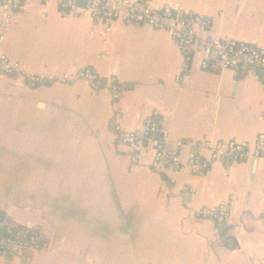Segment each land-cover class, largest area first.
Masks as SVG:
<instances>
[{
	"label": "crops",
	"instance_id": "crops-1",
	"mask_svg": "<svg viewBox=\"0 0 264 264\" xmlns=\"http://www.w3.org/2000/svg\"><path fill=\"white\" fill-rule=\"evenodd\" d=\"M150 2L210 20L203 37L264 51V0ZM88 3L29 0L2 30L0 0V54L48 80L31 84L0 63V212L47 244L0 255V264H264V162L187 166L191 153L209 155L207 142L254 146L264 133V72L204 69L202 54L193 48L187 60L167 30L119 19L107 31ZM88 67L114 79L119 97L58 81ZM152 117L181 168H155L151 146L133 163L121 130ZM222 204L226 226L201 217Z\"/></svg>",
	"mask_w": 264,
	"mask_h": 264
},
{
	"label": "built area",
	"instance_id": "built-area-1",
	"mask_svg": "<svg viewBox=\"0 0 264 264\" xmlns=\"http://www.w3.org/2000/svg\"><path fill=\"white\" fill-rule=\"evenodd\" d=\"M29 0H5V19L2 30L6 29L11 14L21 10ZM69 7L80 10L73 2ZM87 11L97 21L106 25L110 31L113 24L119 19L127 22H136L151 26L155 29L167 30L178 43L187 60L194 53L193 48L202 54L201 66L213 70L217 62L223 68L230 69L236 74H245L259 69L264 72V51L257 46L239 42L233 39L219 37H203L209 32L211 21L195 13H187L182 8H175L169 4L157 7L150 0H89ZM0 63L3 71L10 75H20L31 84H41L48 81L45 77L23 71L19 64L10 62L9 58L0 54ZM85 80L95 90L104 86L111 89L119 97L120 87L114 79H102L91 68H72L58 78L61 82H75ZM117 129L120 131L121 126ZM167 133L160 130L155 117L147 120L142 127L134 131L121 130L120 139L132 151V161L139 163L142 150L151 146L155 150L153 166L155 168H181L184 164L179 154L167 148ZM209 155L191 153L187 166L194 172L206 169L209 163L216 161L226 162L228 165H238L251 159L264 162V133H260L254 146L236 140L219 141L215 144L203 145ZM201 217L212 219L218 226H226L229 209L226 204L218 208H203L199 211ZM43 234L37 228H29L14 224L11 221L0 223V255L7 257L27 256L33 252L46 248Z\"/></svg>",
	"mask_w": 264,
	"mask_h": 264
},
{
	"label": "water",
	"instance_id": "water-1",
	"mask_svg": "<svg viewBox=\"0 0 264 264\" xmlns=\"http://www.w3.org/2000/svg\"><path fill=\"white\" fill-rule=\"evenodd\" d=\"M6 218V214L4 212H0V223L4 222Z\"/></svg>",
	"mask_w": 264,
	"mask_h": 264
}]
</instances>
